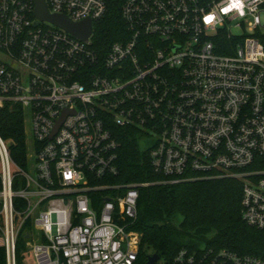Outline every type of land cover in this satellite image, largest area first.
I'll list each match as a JSON object with an SVG mask.
<instances>
[{"label":"built area","instance_id":"1","mask_svg":"<svg viewBox=\"0 0 264 264\" xmlns=\"http://www.w3.org/2000/svg\"><path fill=\"white\" fill-rule=\"evenodd\" d=\"M48 11L90 20L86 39L35 15V0H0V107L30 117L27 169L0 135V247L17 264H135L139 189L119 174L116 127L153 140V172L177 183L198 175L243 184L242 217L264 229V0H124L125 30L94 39L109 0H45ZM212 12L216 20L205 25ZM228 52H222V51ZM155 264H264L225 248L180 249Z\"/></svg>","mask_w":264,"mask_h":264},{"label":"trees","instance_id":"2","mask_svg":"<svg viewBox=\"0 0 264 264\" xmlns=\"http://www.w3.org/2000/svg\"><path fill=\"white\" fill-rule=\"evenodd\" d=\"M124 0H109L108 14L95 23L94 39L107 46L119 40L125 30L121 18ZM222 52H228L222 51ZM120 143V172L114 183L151 182L139 189L138 219L132 229L141 233L139 257L135 264H146L148 257L159 254L171 259L184 247L196 248L195 240L207 246L225 248L240 254H250L264 260V229L250 226L242 217V182L234 177L198 175L177 183L160 182L151 167L149 152L138 143L141 134L136 128L116 127ZM0 135L7 142L13 161L29 167L25 113L21 106L0 107ZM24 226L18 240L17 264H26L27 232ZM0 264H7L5 249L0 247Z\"/></svg>","mask_w":264,"mask_h":264},{"label":"water","instance_id":"3","mask_svg":"<svg viewBox=\"0 0 264 264\" xmlns=\"http://www.w3.org/2000/svg\"><path fill=\"white\" fill-rule=\"evenodd\" d=\"M35 3V15L38 20L48 21L83 40H86L91 35L92 23L90 20L75 22L65 15L50 13L45 0H35ZM159 259V254L154 253L148 257L146 264H155Z\"/></svg>","mask_w":264,"mask_h":264},{"label":"rangeland","instance_id":"4","mask_svg":"<svg viewBox=\"0 0 264 264\" xmlns=\"http://www.w3.org/2000/svg\"><path fill=\"white\" fill-rule=\"evenodd\" d=\"M25 129H26V135H27L28 156L31 159H33V156H34V137H33L32 123H31L29 116L26 117ZM138 143H139V146L142 150H146L152 146L153 140H151V139L147 140L146 138L141 136V137H138ZM195 242L197 243V247H204L206 245V243L203 241L195 240ZM25 263L26 264H35L36 262H35V259L30 256V257H27L25 259Z\"/></svg>","mask_w":264,"mask_h":264},{"label":"clouds","instance_id":"5","mask_svg":"<svg viewBox=\"0 0 264 264\" xmlns=\"http://www.w3.org/2000/svg\"><path fill=\"white\" fill-rule=\"evenodd\" d=\"M243 4L241 0H229V2L224 6L221 11L223 13H229L231 10L236 9L240 10L241 14H243ZM216 20L215 15L212 12H209L207 15L203 17V22L205 25H211Z\"/></svg>","mask_w":264,"mask_h":264}]
</instances>
